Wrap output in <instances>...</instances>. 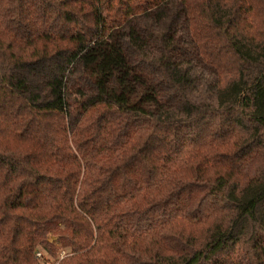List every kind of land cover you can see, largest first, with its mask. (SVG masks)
I'll list each match as a JSON object with an SVG mask.
<instances>
[{
    "label": "trees",
    "instance_id": "1",
    "mask_svg": "<svg viewBox=\"0 0 264 264\" xmlns=\"http://www.w3.org/2000/svg\"><path fill=\"white\" fill-rule=\"evenodd\" d=\"M40 247L264 264V0H0V264Z\"/></svg>",
    "mask_w": 264,
    "mask_h": 264
},
{
    "label": "rangeland",
    "instance_id": "2",
    "mask_svg": "<svg viewBox=\"0 0 264 264\" xmlns=\"http://www.w3.org/2000/svg\"><path fill=\"white\" fill-rule=\"evenodd\" d=\"M194 97L196 98V99H201V98H205V97H207V95H204V94H201V93H196L195 95H194ZM39 250H41V251H43L44 252V259H40V261H41V264H55L56 262H57V258L56 257H54V256H52V255H50V253H48L46 250H44L43 248H39ZM61 254H62V252H61Z\"/></svg>",
    "mask_w": 264,
    "mask_h": 264
},
{
    "label": "built area",
    "instance_id": "3",
    "mask_svg": "<svg viewBox=\"0 0 264 264\" xmlns=\"http://www.w3.org/2000/svg\"><path fill=\"white\" fill-rule=\"evenodd\" d=\"M37 257L40 258L41 260L44 259V258H45V257H44V252L41 251V250H38V251H37ZM55 264H56V263H55Z\"/></svg>",
    "mask_w": 264,
    "mask_h": 264
}]
</instances>
